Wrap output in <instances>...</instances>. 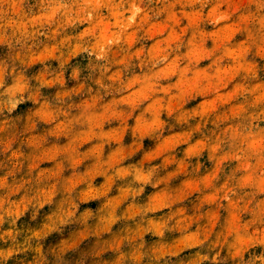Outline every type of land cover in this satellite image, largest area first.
Segmentation results:
<instances>
[{"label":"rangeland","instance_id":"obj_1","mask_svg":"<svg viewBox=\"0 0 264 264\" xmlns=\"http://www.w3.org/2000/svg\"><path fill=\"white\" fill-rule=\"evenodd\" d=\"M0 264H264V0H0Z\"/></svg>","mask_w":264,"mask_h":264}]
</instances>
